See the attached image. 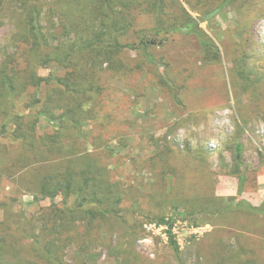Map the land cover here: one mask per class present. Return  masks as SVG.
Segmentation results:
<instances>
[{
    "label": "rangeland",
    "instance_id": "rangeland-1",
    "mask_svg": "<svg viewBox=\"0 0 264 264\" xmlns=\"http://www.w3.org/2000/svg\"><path fill=\"white\" fill-rule=\"evenodd\" d=\"M26 1L47 7L45 0L14 1L21 11L5 14L0 24V62L4 52L18 51L17 22ZM179 1L200 33L162 34L151 49L152 64H139L129 48L122 57L131 69L116 73L106 63L89 91L93 113L75 130L65 132L45 118L37 123L42 143H57L70 157L90 152L107 167L125 192L118 216L92 221L86 213L70 228L53 220L41 226L39 218L53 205L65 208V195L38 200L23 186L24 171L10 176L7 168L31 149L0 136V234L13 236L21 261L54 263L36 255V239L60 251L58 264H213L217 248L226 244L236 253L252 247L264 264V216L238 206L242 199L264 204V0L231 2L205 21L225 0ZM46 12L42 25L47 33L56 31L55 46L78 40L73 29L70 36L58 33L64 15L53 29ZM155 23L153 15H139L122 44L138 41L139 31L153 37ZM62 68L37 65L46 78L62 76ZM28 101L19 98L18 113H27ZM74 201L71 194L69 206ZM163 216L173 224L179 250L168 226L155 220Z\"/></svg>",
    "mask_w": 264,
    "mask_h": 264
},
{
    "label": "trees",
    "instance_id": "trees-1",
    "mask_svg": "<svg viewBox=\"0 0 264 264\" xmlns=\"http://www.w3.org/2000/svg\"><path fill=\"white\" fill-rule=\"evenodd\" d=\"M14 1L0 0V24L5 14L18 15L21 11ZM45 1L46 14L51 17L53 29H57L55 18L64 15L61 32H57L70 36L75 31L79 38L71 45L59 43L55 46L56 31L47 33L42 25L44 6L40 8L29 1L24 3L23 14L18 16L17 22L20 38L18 51L12 54L4 52L0 62V136L9 137L12 142L31 149L30 155L7 168L10 176L24 171V175H21L23 186L38 200L65 195V208L53 205L49 212L39 218L41 226H47L53 220L57 224L63 221L61 227L70 228L82 214L91 213L88 217L92 221L118 216L120 210L117 207H120L125 192L112 180L107 167L92 153L80 154L78 158L70 157L65 155L62 146H56L57 143L51 148L47 142L42 143L37 138L38 120L45 118L50 125L65 132L75 130L93 113V109L87 105L91 99L88 97L89 91L97 88L96 83L106 63L116 73L131 69L130 62L122 57L125 49L129 48L139 55V64H152L155 56L151 49L159 43L162 34L200 33V30L198 21L187 13L179 0ZM234 1L237 0H225L217 11L206 14L202 20H209ZM141 14L155 17V35L151 37L145 35V31H139L138 41L122 44L123 36L127 35ZM207 46L213 49L211 44ZM52 62L63 67L62 76L46 78L39 74L38 63L49 65ZM45 86L53 90L49 87L43 98L41 93ZM23 95L29 97L25 104L26 114L17 111L19 98ZM175 98L179 99L177 93ZM31 117L36 118L31 120ZM237 152L240 159L241 145L237 146ZM71 194H75L73 206L68 204ZM238 206L244 211L264 216V204L254 206L242 199ZM155 220L168 226L170 243L179 250L171 221L166 216L156 217ZM12 237L6 233L0 234V264H28L24 259L20 260V250L10 244ZM32 240L36 255L45 262L48 260L58 264L60 251L57 249L54 252L56 247L53 244H50L53 245L50 248L48 244ZM253 250L244 246L236 253L233 244L220 245L213 264H259Z\"/></svg>",
    "mask_w": 264,
    "mask_h": 264
}]
</instances>
